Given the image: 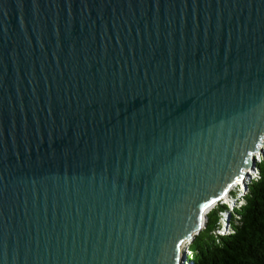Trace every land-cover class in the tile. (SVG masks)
Instances as JSON below:
<instances>
[{"label": "water", "instance_id": "obj_1", "mask_svg": "<svg viewBox=\"0 0 264 264\" xmlns=\"http://www.w3.org/2000/svg\"><path fill=\"white\" fill-rule=\"evenodd\" d=\"M264 155V0H0V264H193Z\"/></svg>", "mask_w": 264, "mask_h": 264}, {"label": "trees", "instance_id": "obj_2", "mask_svg": "<svg viewBox=\"0 0 264 264\" xmlns=\"http://www.w3.org/2000/svg\"><path fill=\"white\" fill-rule=\"evenodd\" d=\"M247 190L231 191L232 203L220 202L190 244L193 264H264V155ZM241 194V196H239ZM228 227V228H227ZM227 228V231H224Z\"/></svg>", "mask_w": 264, "mask_h": 264}, {"label": "built area", "instance_id": "obj_3", "mask_svg": "<svg viewBox=\"0 0 264 264\" xmlns=\"http://www.w3.org/2000/svg\"><path fill=\"white\" fill-rule=\"evenodd\" d=\"M261 155H262V154H257V155H256V157H257V161H260V160H261ZM251 171H252L253 173H250V174H251V177H250V178H253V177H255V176L257 175V168H256V166H255L254 169L251 170ZM248 179H249V178H248ZM248 179H246V181H247ZM237 187H239V189H241V190H242V188H243V191H244V186H243V184L238 183L233 189H235V188H237ZM241 187H242V188H241ZM233 189H232V190H233ZM230 195H231V193H230ZM239 196H241V194H240ZM233 201H235V200H233ZM233 201H232L231 196H230V200H229V201H225L224 199L221 200V202H230V203H232ZM227 230H228V229H227ZM227 230H226V231H227ZM224 231H225V229H224L222 232H224ZM191 242H192V241H188V242L184 245V251H185L186 256L191 255V250H190V248H189Z\"/></svg>", "mask_w": 264, "mask_h": 264}, {"label": "rangeland", "instance_id": "obj_4", "mask_svg": "<svg viewBox=\"0 0 264 264\" xmlns=\"http://www.w3.org/2000/svg\"><path fill=\"white\" fill-rule=\"evenodd\" d=\"M250 172H251V171H250ZM247 179H248V178H247ZM241 188H242V187H241ZM235 189H236V188H235ZM242 190H243V188H242ZM228 196H229V197H227V198H224V200H225V201H229V200H230V196H231V195L229 194ZM227 228H228V227H227ZM227 228H224V229H225V231L227 230Z\"/></svg>", "mask_w": 264, "mask_h": 264}, {"label": "bare ground", "instance_id": "obj_5", "mask_svg": "<svg viewBox=\"0 0 264 264\" xmlns=\"http://www.w3.org/2000/svg\"><path fill=\"white\" fill-rule=\"evenodd\" d=\"M250 173H253V172L251 171ZM240 183L244 185L243 181H241ZM228 195H229V194H227L224 198L229 197ZM224 198H223V199H224Z\"/></svg>", "mask_w": 264, "mask_h": 264}, {"label": "clouds", "instance_id": "obj_6", "mask_svg": "<svg viewBox=\"0 0 264 264\" xmlns=\"http://www.w3.org/2000/svg\"><path fill=\"white\" fill-rule=\"evenodd\" d=\"M244 191H245V188H244Z\"/></svg>", "mask_w": 264, "mask_h": 264}]
</instances>
